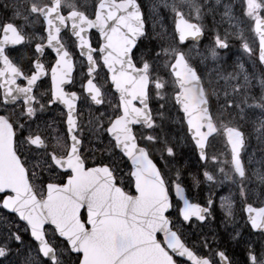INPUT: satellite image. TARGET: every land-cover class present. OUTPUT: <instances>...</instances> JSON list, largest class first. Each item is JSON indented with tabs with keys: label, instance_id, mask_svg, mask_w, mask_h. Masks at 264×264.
<instances>
[{
	"label": "snow or ice",
	"instance_id": "1",
	"mask_svg": "<svg viewBox=\"0 0 264 264\" xmlns=\"http://www.w3.org/2000/svg\"><path fill=\"white\" fill-rule=\"evenodd\" d=\"M152 8L170 11L175 25L171 38L166 29L157 33L159 48L144 43L156 28L149 30L138 0H5L0 264H237L222 246L243 242L237 200L250 229L264 237V206L251 202L241 155L246 140L264 145V0H243L251 42L231 0H153ZM206 31L212 40L196 50L199 63H220L236 41L261 66L259 78L239 60L220 77L221 97L192 50L181 47ZM60 105L66 112L49 121ZM176 122L182 140L172 135ZM85 129L98 158L83 150ZM219 138L230 148L223 159L209 153ZM182 145L196 155L195 171L180 163ZM252 176L264 196V159ZM226 183L235 192L220 198L224 236L213 230L211 240L204 235L189 246L185 225H210L215 211L211 195L194 202L190 188L207 185L211 193ZM246 251L245 264H264V248Z\"/></svg>",
	"mask_w": 264,
	"mask_h": 264
},
{
	"label": "rangeland",
	"instance_id": "2",
	"mask_svg": "<svg viewBox=\"0 0 264 264\" xmlns=\"http://www.w3.org/2000/svg\"><path fill=\"white\" fill-rule=\"evenodd\" d=\"M86 2L88 3L89 6L92 4V0H86ZM0 3L4 4L5 0H0ZM141 3L144 8V13L146 17L148 18V27L150 31L152 30L153 24H155L156 31L152 32L151 38L155 39L157 33L161 31L162 28L168 31V36L169 38H171L173 31H174L173 29L174 21H173L172 13L165 9L153 11V8H152L153 0H141ZM231 3L234 6L235 15L237 16V18L244 21L243 27L245 29V35L246 37L247 35L250 36L249 41L251 42L253 39V34L248 30L247 18L242 16L243 0H231ZM154 16L156 17L155 20L153 19ZM192 21H195V19H193ZM211 22L212 21H211L210 16L204 20V24L206 28L210 27ZM211 40H212V36H210L208 32L206 31L204 39L201 42L196 43V44L189 43V44H186L187 47L183 45H181V47L184 48L186 52H189V49L192 50L189 52V55L192 56L194 63L199 64V68L202 74L204 75L205 82L207 83L209 79L212 80L213 86L216 87V91L220 92V95L222 97L223 92L221 91V87L225 86V82L220 77L227 76L229 73H231L234 70V66L237 61L239 60L245 61L246 62L245 66L249 69L250 72H251V67L254 68V71H255L258 66L256 63H255L256 68L254 65L252 66L253 60L247 57V55L243 53L242 48L239 47V44L236 41L232 42L231 51L227 54V56H225V60L221 61L220 63H214L210 60L203 62V63H199L200 57L197 55L196 50L199 49L200 51H203L204 48L209 46V44L211 43ZM144 43L145 45H148V47L150 48L152 44L154 43V41L150 39V40H145ZM155 43L157 44V48H159V42L157 41ZM255 46L256 45H254V47ZM228 56H230L231 59H228L227 58ZM254 83H256V81H254ZM229 91H230V88H229ZM255 91L259 93V88H256ZM213 105L215 106V97H213ZM82 118H83V123L87 125V122H88V110L87 109L83 110ZM85 132H86V139H85L86 153L90 152L91 150L92 152L95 153V157H97V154L100 156V153L96 151L97 142L95 141L94 136L87 129H85ZM173 136L177 137L176 135H173ZM178 138H180V136H178ZM180 139L182 140V138ZM183 152L186 154L181 155L180 163L182 165L190 166L192 171H195L196 168L199 167V162L197 161L196 155H193L190 151H188V148H183ZM225 152H228V150L227 151L224 150L223 143L220 138L218 139L217 142H215L214 147L209 149L210 155L211 154L219 155L221 159L224 158ZM245 153L246 155H244L243 158L246 163V168H248V170H250V173H252L256 168H259V161L261 159H264V156H262V153H264V145L257 142L254 138L247 140V145L245 147ZM254 157L258 159L256 164L254 161ZM249 161H253V163L250 165ZM250 179L251 181H256V185L259 184V182L255 179L254 176H250ZM190 183L191 181L189 180V184ZM226 188L231 189L232 193L235 192V186L228 184V183H226L223 187H217L211 193L209 192L207 185H201L200 188H195V187L190 188L189 192H194L195 194H198L203 200V203L206 202L209 195H211L215 201V205H214L215 211H214V220L212 224L210 225H207L204 227H198V224L195 222H192L190 227L188 225H185L184 231H185L189 246H192L194 243L198 244L199 240L202 239L204 235H208L209 240H211L210 233L213 230L218 232V236H217L218 240L221 237H223L220 234V232L224 234L223 233V223H222L224 219V212L220 207V198L222 196L225 197V192H227ZM261 188L262 186L259 184L255 191V193L257 194L258 200H262L264 198V196L260 195ZM254 200H257L256 197H254ZM237 201L235 205L237 227L240 232L247 233V230L241 219L242 218L241 210L238 209ZM229 232H231V227L229 228ZM244 238H248V235H245ZM254 241L258 243L257 238H254ZM230 243H231V247H236L238 245L235 241H231ZM222 246L227 248L229 254L237 262V264H245V262L244 263L241 262L240 258L238 257V254L242 253L243 251H246V248L248 247V243L243 242L239 244L238 250L237 251L234 250L233 252L230 250L228 243H225Z\"/></svg>",
	"mask_w": 264,
	"mask_h": 264
},
{
	"label": "bare ground",
	"instance_id": "3",
	"mask_svg": "<svg viewBox=\"0 0 264 264\" xmlns=\"http://www.w3.org/2000/svg\"><path fill=\"white\" fill-rule=\"evenodd\" d=\"M241 244V243H240ZM228 246L230 248V250L233 252L234 250L237 251L239 248V244L236 247H231V243H228Z\"/></svg>",
	"mask_w": 264,
	"mask_h": 264
},
{
	"label": "flooded vegetation",
	"instance_id": "4",
	"mask_svg": "<svg viewBox=\"0 0 264 264\" xmlns=\"http://www.w3.org/2000/svg\"><path fill=\"white\" fill-rule=\"evenodd\" d=\"M37 27H39V25H37ZM52 56H53V55L51 54V55L48 57V59L51 60V59H52ZM199 202H202V201H199ZM241 257L244 258V257H243V254H241Z\"/></svg>",
	"mask_w": 264,
	"mask_h": 264
}]
</instances>
